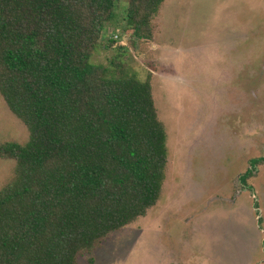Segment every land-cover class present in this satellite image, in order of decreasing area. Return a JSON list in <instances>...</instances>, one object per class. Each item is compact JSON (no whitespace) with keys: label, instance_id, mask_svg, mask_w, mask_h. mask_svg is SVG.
<instances>
[{"label":"trees","instance_id":"trees-1","mask_svg":"<svg viewBox=\"0 0 264 264\" xmlns=\"http://www.w3.org/2000/svg\"><path fill=\"white\" fill-rule=\"evenodd\" d=\"M164 1L127 0L122 32L151 40ZM116 7L0 0V95L28 131L0 143L14 162L0 188V264H77L161 197L168 135L151 74L141 81L113 38L111 56L91 61L106 27L120 26Z\"/></svg>","mask_w":264,"mask_h":264},{"label":"rangeland","instance_id":"rangeland-1","mask_svg":"<svg viewBox=\"0 0 264 264\" xmlns=\"http://www.w3.org/2000/svg\"><path fill=\"white\" fill-rule=\"evenodd\" d=\"M116 5L120 26L91 61L113 38L141 81L151 74L169 162L157 204L77 264H264V0H165L153 38L134 42L127 0ZM27 140L0 95V143ZM13 173L0 158V188Z\"/></svg>","mask_w":264,"mask_h":264}]
</instances>
